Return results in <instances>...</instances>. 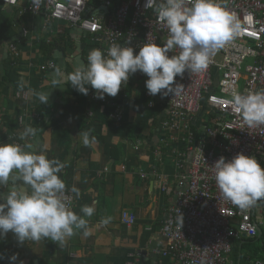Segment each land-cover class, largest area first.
<instances>
[{"label": "crops", "instance_id": "obj_1", "mask_svg": "<svg viewBox=\"0 0 264 264\" xmlns=\"http://www.w3.org/2000/svg\"><path fill=\"white\" fill-rule=\"evenodd\" d=\"M2 8L7 12L8 24L5 26L13 37L0 39V86L6 69L12 70L22 85L17 92L8 84L0 90V143L21 146L32 143L33 149L27 151L43 152L49 159L67 162V167L58 175L66 187L75 186L80 190L79 198L73 193V211L82 216V206L88 205L95 207L96 212L85 217L92 234L84 237L80 230L64 244L47 238L26 240L23 242L26 250L18 246L16 237L9 231L0 239V254L4 257L0 264H9L8 257L14 253L24 264H35L36 261L38 264H171V259L154 252L163 244L160 227L166 209L174 202L180 187L179 179L174 177L175 156L169 151L167 135L159 139L163 132L160 123L165 115V105L159 99L161 95L147 96L145 81L148 77L138 71L130 88L120 90L115 96L128 94L122 101L117 100L122 105L124 122L109 120L105 112L109 105L92 102L89 98L92 91L87 95L70 94L67 93L68 81L57 86L53 80L58 69L67 75L73 72V63H78V56L87 65V56L92 49L87 47L89 41L83 42L80 31L62 22H53L48 30H44L41 17L22 13V5ZM36 40L58 41L54 59L49 60L55 63L54 68L41 71L33 63L41 57L34 45ZM13 41H17L19 59H14L8 49ZM19 91L24 92L27 99L19 98ZM43 92L48 97L45 104L38 95ZM150 101H153V108L147 105ZM38 102L44 109L43 115L36 109ZM33 113L38 116L33 117ZM135 124L137 126L132 130L131 126ZM26 126L37 129L35 139L19 138ZM89 129L92 130L90 136L96 137V143L85 147L82 133ZM144 173L145 178L142 177ZM156 174H165L162 180L172 184L171 192L164 193L159 189L160 179ZM9 188L10 185L0 188V196H5ZM123 211L135 215L133 227L122 225ZM102 217L112 218L107 226L100 224ZM262 236L264 231L260 229V236L254 241L258 244L257 257L264 256V249L259 246ZM253 251L245 245L241 250L244 260L241 262L238 257L237 264H252ZM235 258L233 251L231 264L235 263Z\"/></svg>", "mask_w": 264, "mask_h": 264}, {"label": "built area", "instance_id": "obj_2", "mask_svg": "<svg viewBox=\"0 0 264 264\" xmlns=\"http://www.w3.org/2000/svg\"><path fill=\"white\" fill-rule=\"evenodd\" d=\"M220 2L236 18L237 35L215 53L206 70L185 72L182 78H176V83L184 86L179 95L159 98L166 106L160 128L167 132L180 187L160 227L163 244L154 252L171 259V264H231L235 242L258 238L260 229L264 231V200L239 208L218 189L212 167L221 156L228 161L237 153L257 161L264 159V125L249 127L232 101L233 93L246 95L264 89V0ZM145 3L146 0H41L34 4L33 0H0L2 7L22 5L23 12L41 17L44 30L53 22H68L105 55L114 42L133 47L134 54L145 43L154 41L163 46L169 37L168 29L158 21L153 8H145ZM8 46L9 52L18 57L17 46ZM174 54L178 55L179 49L168 53ZM46 66L37 64L41 70ZM54 66L52 62L48 64L50 69ZM137 74L138 71L130 75L120 90L129 89ZM146 94L152 97L148 91ZM127 95H119L120 101ZM119 96L105 94L103 99H97L94 93L89 94L92 102L109 105L108 117L115 122L121 121L123 115L122 105L116 100ZM147 105L153 107V101ZM142 177H147L146 173ZM158 178L162 192H171L162 176ZM70 190L66 187L65 195L70 197L73 211L74 194ZM120 220L131 228L136 217L123 211ZM259 246L264 249V238ZM252 264H264V256L253 259Z\"/></svg>", "mask_w": 264, "mask_h": 264}, {"label": "clouds", "instance_id": "obj_3", "mask_svg": "<svg viewBox=\"0 0 264 264\" xmlns=\"http://www.w3.org/2000/svg\"><path fill=\"white\" fill-rule=\"evenodd\" d=\"M40 2L33 0L34 4ZM144 6L153 8L158 21L168 29L169 37L163 46L154 41L145 43L136 54L133 47H122L116 42L109 46L107 55L100 49H92L87 65L77 66L66 77L58 69L53 74L54 83L59 86L66 84L64 80L69 81L83 95L88 94L90 86L96 98L103 99L105 94L115 97L130 75L139 71L148 77L145 87L150 95H179L184 86L176 83V78H182L185 72L206 70L215 53L239 31L236 18L220 0H146ZM176 49H179L178 55H168ZM38 95L41 103H48L44 92ZM232 101L249 127L264 125V89L246 95L233 93ZM91 131L82 133L85 147L96 143V137L90 136ZM36 135V128L26 126L19 138L35 139ZM27 149H33V144L0 143V188L10 185L7 194L0 196L3 201L0 202V239L9 231L18 243L47 238L64 244L80 230L84 237L90 236L85 217H91L96 209L84 205L80 210L82 216L71 210V199L65 195V181L58 175L67 167V162ZM212 167L218 189L239 208L246 209L264 200V168L255 157L237 153L226 161L221 156ZM70 191L76 198L80 197L77 187L73 186ZM111 219L102 217L100 224L107 226ZM8 260L9 264H24L18 261L17 253Z\"/></svg>", "mask_w": 264, "mask_h": 264}, {"label": "trees", "instance_id": "obj_4", "mask_svg": "<svg viewBox=\"0 0 264 264\" xmlns=\"http://www.w3.org/2000/svg\"><path fill=\"white\" fill-rule=\"evenodd\" d=\"M95 2V0H93ZM0 39L2 40H8V39H11L13 36L12 34H10L8 31V28L5 26V23L8 24V21L5 19V15H7V12H6V9L2 8L1 4H0ZM17 42V41H16ZM15 41H13V45H17ZM31 43V42H30ZM32 44V43H31ZM91 45L90 48L92 49H95V45L92 44V43H89ZM33 45V44H32ZM34 45L36 46V48L39 49V51L41 52V57L38 56V62L36 61H33L34 64H42L44 63V61L46 60L47 61V66H46V71L47 70H50V68L48 67V64L50 63L49 60H52L54 59V53H55V50H57L59 48V44H58V41H54V42H50V43H45L44 40H36ZM13 56V55H12ZM19 57V56H18ZM18 57H14L13 58H18ZM42 58V59H41ZM19 59V58H18ZM12 65H15V63L12 62ZM39 68V67H37ZM40 69V68H39ZM41 70V69H40ZM42 71V70H41ZM48 73V72H47ZM16 77V76H15ZM14 77L13 75V71L12 70H5V74H4V77H3V80H2V83H1V86H0V90L1 88L5 89L7 88V84L8 85H11L13 87V89L15 90V92H17V90H19L20 86L22 85L21 82H19L18 80H16V78ZM19 82V83H18ZM67 93H70V94H79L77 92V90L73 87H71V84L70 82L68 81V84H67ZM5 91V90H4ZM92 91L93 93V89H91V87L89 86V92ZM90 98V97H89ZM116 100H120L119 99H116ZM123 100V99H122ZM96 103V102H95ZM124 103V102H123ZM98 104V103H97ZM36 106V109H38V111L40 112L41 115H43L44 113V109L41 105V103L38 102V104L35 105ZM105 107V106H104ZM110 111V108L108 107H105V112L106 114L109 113ZM111 120V119H109ZM125 118L122 119L119 123H122L124 122ZM112 121V120H111ZM127 126H130V123H127L126 124ZM136 124L135 125H132L131 128L132 130H134L136 128ZM262 239L264 238L263 236L261 237ZM256 239V238H255ZM255 239H243L241 241H237L235 242L234 244V247H233V251H234V257L236 256L235 258V263L234 264H237V258L240 257V261L242 262L244 259L243 257H245L244 254H241V250L243 247H245V245H252L254 246L255 248L253 249L254 253H252V258H256L258 256L257 252H258V245H254L256 242ZM241 245V246H240ZM257 248V249H256Z\"/></svg>", "mask_w": 264, "mask_h": 264}, {"label": "rangeland", "instance_id": "obj_5", "mask_svg": "<svg viewBox=\"0 0 264 264\" xmlns=\"http://www.w3.org/2000/svg\"><path fill=\"white\" fill-rule=\"evenodd\" d=\"M21 12L22 13H25V12H23L22 10H21ZM59 22H62V23H65L66 25H68V27L69 28H74V29H76V30H79L77 27H75V26H72L71 24H69L68 22H66V21H59ZM80 31V30H79ZM81 34H82V36L84 37L83 39V42L85 43H87L88 41L90 42V40L82 33V32H80ZM91 43V42H90ZM87 47H91V45H89V46H87ZM90 49H92V48H90ZM86 51H87V48H86ZM53 63V65H55V63L54 62H52ZM17 94H19V98H22V99H27V96H26V94L24 93V92H22V91H19V93H17ZM17 94H16V97H17ZM165 105V104H164ZM154 107V106H153ZM153 107H150V108H153ZM166 107V106H165ZM30 115V114H29ZM32 115V114H31ZM38 116V114L37 113H33V117H37ZM196 116L197 115H195L194 116V118H196ZM166 117V113H165V115H164V117L162 118V120H161V123H160V126L162 125V122H163V120H164V118ZM167 135V132L165 131V130H163V132L162 133H160V135H159V139L161 140V139H163L164 138V136H166ZM258 162H259V164H260V166L262 167V168H264V159L263 158H259L258 159ZM164 177H165V174H162V178L164 179ZM174 177H176L177 178V170H176V174H175V176ZM161 184V183H160ZM171 183L169 182L168 183V187L169 188H171ZM160 186V185H159ZM159 189L161 190V188L159 187ZM168 193V192H167ZM136 222V221H135ZM134 225H135V223H134ZM259 238V237H258ZM254 245H258L257 243H255ZM250 246V250H253L255 247L254 246H252V245H249ZM234 264V263H233Z\"/></svg>", "mask_w": 264, "mask_h": 264}, {"label": "water", "instance_id": "obj_6", "mask_svg": "<svg viewBox=\"0 0 264 264\" xmlns=\"http://www.w3.org/2000/svg\"><path fill=\"white\" fill-rule=\"evenodd\" d=\"M19 31H21V29H20ZM10 42H12V41H10ZM81 46H82V45H81ZM5 54L7 55V48L5 49ZM6 55H5V56H6ZM76 61H78V63H76V62L73 63V65H74L75 68H76L77 66H79V63L83 64V61H80V57H79V56L76 57ZM75 63H76V64H75ZM64 67H65V65H64ZM0 73L2 74L1 70H0ZM64 74L67 76L66 73H64ZM17 244H18V246H20V247L26 249V246L24 245V243H17ZM26 250H27V249H26ZM35 264H38L37 261H36Z\"/></svg>", "mask_w": 264, "mask_h": 264}]
</instances>
